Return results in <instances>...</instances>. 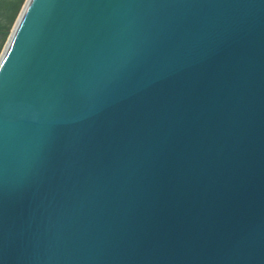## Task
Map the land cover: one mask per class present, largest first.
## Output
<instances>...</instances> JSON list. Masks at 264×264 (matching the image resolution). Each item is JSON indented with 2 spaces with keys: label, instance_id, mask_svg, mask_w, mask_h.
<instances>
[{
  "label": "water",
  "instance_id": "95a60500",
  "mask_svg": "<svg viewBox=\"0 0 264 264\" xmlns=\"http://www.w3.org/2000/svg\"><path fill=\"white\" fill-rule=\"evenodd\" d=\"M0 264H264V0H25Z\"/></svg>",
  "mask_w": 264,
  "mask_h": 264
},
{
  "label": "rangeland",
  "instance_id": "374dc122",
  "mask_svg": "<svg viewBox=\"0 0 264 264\" xmlns=\"http://www.w3.org/2000/svg\"><path fill=\"white\" fill-rule=\"evenodd\" d=\"M24 2L25 0H0V28L2 30L9 28L7 36L2 37L0 34V54Z\"/></svg>",
  "mask_w": 264,
  "mask_h": 264
},
{
  "label": "trees",
  "instance_id": "16d2710c",
  "mask_svg": "<svg viewBox=\"0 0 264 264\" xmlns=\"http://www.w3.org/2000/svg\"><path fill=\"white\" fill-rule=\"evenodd\" d=\"M23 2V1H22ZM9 33V28L7 30H2L0 28V34L2 35V37H4L5 35L7 36V34Z\"/></svg>",
  "mask_w": 264,
  "mask_h": 264
}]
</instances>
